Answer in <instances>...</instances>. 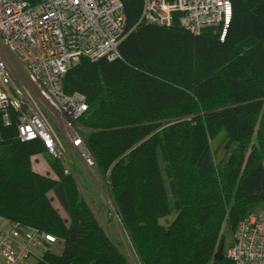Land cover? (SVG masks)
<instances>
[{
    "label": "trees",
    "instance_id": "1",
    "mask_svg": "<svg viewBox=\"0 0 264 264\" xmlns=\"http://www.w3.org/2000/svg\"><path fill=\"white\" fill-rule=\"evenodd\" d=\"M120 2V58L83 59L61 83L86 99L78 130L141 264H234L230 235L264 203V0H230L223 43L219 28L195 36L144 21V0ZM9 116L0 218L57 239L37 264H129L66 163L48 158L54 178L36 172L34 158L51 155L21 143Z\"/></svg>",
    "mask_w": 264,
    "mask_h": 264
},
{
    "label": "built area",
    "instance_id": "2",
    "mask_svg": "<svg viewBox=\"0 0 264 264\" xmlns=\"http://www.w3.org/2000/svg\"><path fill=\"white\" fill-rule=\"evenodd\" d=\"M232 16L230 0H144L142 18L195 36L219 28L223 43ZM126 36L120 0H0V115L5 125L14 112L17 139L40 141L54 159L62 160L65 150L51 122L55 118L65 142L93 169L94 159L78 130L86 99L65 95L61 83L83 59L118 60ZM7 57L14 62L11 69ZM56 244L51 235L13 227L0 235V264H37ZM228 257L234 264H264V211L247 217L232 233Z\"/></svg>",
    "mask_w": 264,
    "mask_h": 264
},
{
    "label": "rangeland",
    "instance_id": "3",
    "mask_svg": "<svg viewBox=\"0 0 264 264\" xmlns=\"http://www.w3.org/2000/svg\"><path fill=\"white\" fill-rule=\"evenodd\" d=\"M7 58L9 60V68L11 69L12 65H14V62L10 57ZM24 79L26 80L25 76ZM51 122L53 123L55 131L61 140L62 147L65 150L62 160L67 165L66 170L69 173L72 172L75 176L79 191L93 212L94 217L98 221L99 225L105 231L111 241L118 247L121 254L128 260L129 264H141L124 228L122 220L117 214V210L111 198V193L108 187V176L103 174V172L98 169L96 164L95 168L88 169L84 165L80 154L75 150H72L65 142L64 131L59 121L53 118ZM48 158L52 159L53 157L49 156L48 154L47 156H37L33 160V168L38 173L49 175L54 178V175L49 168ZM263 211L264 203L262 204L261 210H259L257 213ZM161 224L166 226L167 222L161 221ZM232 233L230 235L231 243Z\"/></svg>",
    "mask_w": 264,
    "mask_h": 264
},
{
    "label": "crops",
    "instance_id": "4",
    "mask_svg": "<svg viewBox=\"0 0 264 264\" xmlns=\"http://www.w3.org/2000/svg\"><path fill=\"white\" fill-rule=\"evenodd\" d=\"M13 229V226L6 220L0 218V235L7 234Z\"/></svg>",
    "mask_w": 264,
    "mask_h": 264
},
{
    "label": "water",
    "instance_id": "5",
    "mask_svg": "<svg viewBox=\"0 0 264 264\" xmlns=\"http://www.w3.org/2000/svg\"><path fill=\"white\" fill-rule=\"evenodd\" d=\"M224 246H225L224 241H222L221 246H220L217 254L215 255V259L219 260V259L222 258V253H223V250H224Z\"/></svg>",
    "mask_w": 264,
    "mask_h": 264
}]
</instances>
